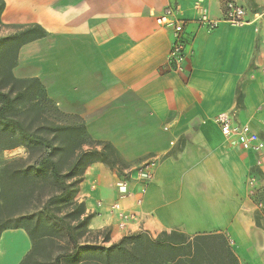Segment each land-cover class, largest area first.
Wrapping results in <instances>:
<instances>
[{
    "label": "crops",
    "instance_id": "crops-1",
    "mask_svg": "<svg viewBox=\"0 0 264 264\" xmlns=\"http://www.w3.org/2000/svg\"><path fill=\"white\" fill-rule=\"evenodd\" d=\"M3 1L0 38L34 25L48 33L21 48L19 66L61 111L86 120L87 136L110 144L133 178L134 195L121 199L116 170L87 167L78 200L89 229L109 231L107 247L141 232L224 233L240 264H264V231L253 217L264 150L244 151L215 120L234 111L264 141V0ZM228 1L245 7V24L226 20ZM171 5L187 21L188 55L177 72L167 66L174 32L156 24ZM205 14L217 23L212 32L198 23ZM8 152L0 151V173ZM151 160L158 166L141 193L132 172ZM33 249L25 228L5 230L0 264H25Z\"/></svg>",
    "mask_w": 264,
    "mask_h": 264
},
{
    "label": "trees",
    "instance_id": "trees-1",
    "mask_svg": "<svg viewBox=\"0 0 264 264\" xmlns=\"http://www.w3.org/2000/svg\"><path fill=\"white\" fill-rule=\"evenodd\" d=\"M4 10L5 3L0 0V25ZM47 35L45 29L34 25L10 37L0 38V151L22 147L32 156L38 150L29 165L18 166L16 161L7 162L0 173V235L8 229L25 228L34 241L33 252L27 261L32 259L36 240L30 227L24 225L30 222L29 219L23 225L12 227L11 224L20 217L25 202L37 200L41 202L45 214L65 228L73 247L65 258L57 257L56 264L67 261L73 264H240L230 239L224 233L189 238L176 231L157 237L141 232L107 247L111 240L110 232L89 229L91 216L86 213L84 203L78 200L80 185L87 167L94 163H103L123 175L113 148L105 145L101 151L85 150L86 127L60 126L40 117L34 121L46 124L48 132L43 134L32 131L26 120L16 114L24 101L29 80L19 79L13 74L12 59L22 47ZM31 81L38 84L46 95L38 79ZM50 136L63 138L56 143ZM17 180L22 182V194L13 190ZM49 186H55L58 192L47 195L45 191ZM61 205L73 209L71 221L52 212L53 207ZM255 224L262 229L256 215ZM87 234L95 235L94 240L81 242Z\"/></svg>",
    "mask_w": 264,
    "mask_h": 264
},
{
    "label": "rangeland",
    "instance_id": "rangeland-1",
    "mask_svg": "<svg viewBox=\"0 0 264 264\" xmlns=\"http://www.w3.org/2000/svg\"><path fill=\"white\" fill-rule=\"evenodd\" d=\"M13 74L22 80H29L28 90L26 91L24 101L20 103L17 109V116L26 120L28 126L32 131L40 132L43 134H47L48 128L46 124L39 123L38 121H34L37 118L41 119L45 118L50 122H53L60 126H67V127H86L85 123L86 120L82 118H73L67 115L65 112L61 111L57 105L51 101L48 96L45 87L43 86L46 95L44 94L42 88L38 84H33L32 79L33 77L31 74H27V70L22 66H19L18 58L14 57L12 59ZM37 79V78H35ZM39 80V79H38ZM40 82V81H39ZM41 83V82H40ZM47 96V97H46ZM39 119V121H41ZM51 137V136H50ZM56 140V143L62 141V136L58 137H51ZM85 140V150H93L96 149L101 151L105 145H110L105 142H100L97 140H93L92 138L86 136ZM111 146V145H110ZM22 151L18 150H11L6 155L8 157V161L12 163L16 161V165L18 166H26L32 163L33 159L36 157L38 150H35V154L30 156L27 151L21 147ZM14 191L21 192L22 182L15 181ZM58 189L55 186H49L45 193L49 195L50 193H56ZM263 189L256 191L254 194L255 204L257 209L254 213L257 220L259 221L262 230L264 229V201H263ZM34 198V197H32ZM31 200H29L30 202ZM44 201V200H43ZM28 204V205H27ZM25 209L20 211V217L14 219L12 221V227L23 225L29 219L30 222L25 223L24 225H28L32 232V235L35 237L36 240V249L34 251V255L32 259L28 260L25 264H56V258L62 256L69 255L73 250V247L67 237V233L65 228L59 224L57 221L50 219L42 209L41 202L37 200H32L30 203L25 202ZM52 212L60 217L65 218L67 221H71V215L73 213V209L67 206H58L53 207ZM260 214L259 216L257 214ZM264 231V230H263ZM86 239H83L81 242L85 241H93L95 235L87 234ZM65 262V260H64ZM65 264H73L67 261ZM81 264H94V263H81Z\"/></svg>",
    "mask_w": 264,
    "mask_h": 264
},
{
    "label": "built area",
    "instance_id": "built-area-1",
    "mask_svg": "<svg viewBox=\"0 0 264 264\" xmlns=\"http://www.w3.org/2000/svg\"><path fill=\"white\" fill-rule=\"evenodd\" d=\"M246 15V9L243 5L236 1L227 2L225 15L227 21L242 25L246 23ZM198 23L205 27L208 32H212L217 27V23L210 20L206 14L199 19ZM156 24L159 27L173 30L174 41L169 52L167 66L169 70L181 71L182 64L188 55V39L185 32L187 21L180 18L177 7L171 5L157 16ZM215 120L222 134L226 137H235L244 151L259 153L264 150V141L261 137L250 126L239 124L234 111L221 113L216 116ZM157 166L158 162L151 160L133 170L132 174L135 181L141 186V193L145 192L147 186L153 180ZM132 179L129 174H123L117 178L116 188L121 199L130 198L134 195L131 190ZM137 201L141 203L142 197H139ZM116 208L117 205H114L113 209Z\"/></svg>",
    "mask_w": 264,
    "mask_h": 264
}]
</instances>
